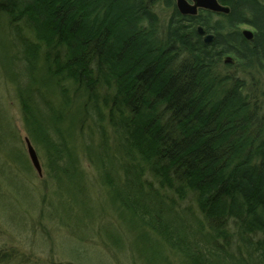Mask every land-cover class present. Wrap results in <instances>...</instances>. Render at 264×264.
<instances>
[{
	"label": "trees",
	"instance_id": "obj_1",
	"mask_svg": "<svg viewBox=\"0 0 264 264\" xmlns=\"http://www.w3.org/2000/svg\"><path fill=\"white\" fill-rule=\"evenodd\" d=\"M147 3L173 8L166 33ZM226 4L225 26L208 11L184 18L174 0H0V58L28 136L52 178L70 184L85 177L77 140H86L85 160L98 161L142 264H264V152H244L245 130L258 126L248 108L264 118L247 100L264 83V0ZM195 23L214 42L204 44ZM232 68L253 69V85ZM227 82L222 98L216 90ZM244 154L243 167H230ZM237 174L240 187L227 186ZM107 228L120 245L122 233Z\"/></svg>",
	"mask_w": 264,
	"mask_h": 264
},
{
	"label": "rangeland",
	"instance_id": "obj_2",
	"mask_svg": "<svg viewBox=\"0 0 264 264\" xmlns=\"http://www.w3.org/2000/svg\"><path fill=\"white\" fill-rule=\"evenodd\" d=\"M174 1L176 2V0ZM31 6L34 7L35 4L32 3ZM147 6H151V9L153 8L159 15V33H166L171 12L174 15L172 8L150 5L149 3ZM177 11L181 14V11L178 9ZM182 16L186 19L191 18L184 14ZM222 16L221 13L214 12L212 18L215 20V24L219 22L226 26L227 23ZM186 19L184 21H187ZM143 23L141 24L143 25ZM54 26L53 28L68 42L69 33L66 30H59L56 25ZM186 26L188 25L186 24ZM195 28L200 36L207 34L212 37L210 42H206L203 38L204 44L212 43L216 39L215 32L210 31L204 25L195 23ZM227 29L223 30L224 34L231 33ZM199 30L202 32L200 33ZM49 35L50 33L46 35V38ZM30 38L36 41V37L33 35ZM159 38H161V34ZM165 40L164 42H166ZM100 53L103 55L102 59L111 61V57L106 51L104 53L100 51ZM84 55L85 61L89 60L88 54ZM184 56V54L182 56L180 54L179 59ZM227 57H231V54L226 55L224 61ZM9 68L8 61L4 64L0 58V257L7 264H142L138 252L132 247L131 235L113 210L107 188L101 182V172L95 165L98 164V161L95 159L93 161L85 160L88 152L85 139L77 140L78 153L82 157L80 167L83 166L85 170V177L80 182L70 184L67 177L63 175L60 177L61 181H59L60 178L53 179L44 165L45 161L48 163L47 160H44L45 152L42 148L39 151L37 146H35L37 152L43 153H40L42 173H39L34 167L28 157L25 142L28 132L25 119L22 116L17 89L7 79L6 71ZM105 68L107 69V67ZM217 68L220 70L224 66L220 63ZM217 68L215 70L218 72ZM237 69L233 71L234 75L243 78L245 84L253 85L252 81L247 79L253 77L251 74L253 69L244 70L242 68L240 72ZM253 74L257 75V72L254 71ZM171 84L179 86L176 79ZM227 86L232 87V84L227 82L226 85L217 87L216 91L221 93L222 98L225 91L230 90ZM258 87L257 89L251 88L249 92L252 95L250 96V93L247 92L246 96H250L247 99L249 106H251L250 102L255 101V104L258 102L259 113H262L264 108L261 102L262 98L255 100V97L261 95L264 83L262 87ZM247 113L246 116L250 118L249 122L255 120L258 122V126H254L255 124L252 122L249 123V126L247 125V130L244 132V136H247L244 152L252 151L253 156H257L264 152L257 144L260 137L264 135L261 133L264 129V118L255 117L257 111L253 114L250 107ZM255 137L256 139L252 141ZM261 141H264V137ZM245 161L246 154L241 159H233L230 167L238 169L247 163ZM244 172L243 174H247L248 171L244 170ZM239 178V176L238 178H226L225 180H228L226 185H231L229 187L232 188L240 187ZM221 185H225L224 180ZM243 188L246 186L243 185ZM9 203L10 208H8ZM108 226H115L120 234L122 233L120 245L115 244L112 237L109 236Z\"/></svg>",
	"mask_w": 264,
	"mask_h": 264
},
{
	"label": "water",
	"instance_id": "obj_3",
	"mask_svg": "<svg viewBox=\"0 0 264 264\" xmlns=\"http://www.w3.org/2000/svg\"><path fill=\"white\" fill-rule=\"evenodd\" d=\"M194 1H195V4L191 5L190 3H188L187 0H178V7L180 11L184 14L186 13L195 14L197 12L198 6H202L204 8H208L214 11H221V10L228 11V9L220 6L217 0H194ZM199 32L201 33L202 31L199 30ZM245 34L248 37H252V32L250 31H245ZM211 38H212L211 36H206L205 41L209 42ZM30 152H31L34 162L38 165L36 154L31 146H30Z\"/></svg>",
	"mask_w": 264,
	"mask_h": 264
}]
</instances>
